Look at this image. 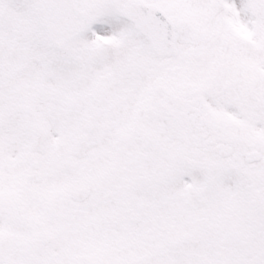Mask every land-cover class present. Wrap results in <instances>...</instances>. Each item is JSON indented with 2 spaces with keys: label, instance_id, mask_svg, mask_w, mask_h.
Instances as JSON below:
<instances>
[{
  "label": "snow or ice",
  "instance_id": "1",
  "mask_svg": "<svg viewBox=\"0 0 264 264\" xmlns=\"http://www.w3.org/2000/svg\"><path fill=\"white\" fill-rule=\"evenodd\" d=\"M0 264H264V0H0Z\"/></svg>",
  "mask_w": 264,
  "mask_h": 264
}]
</instances>
